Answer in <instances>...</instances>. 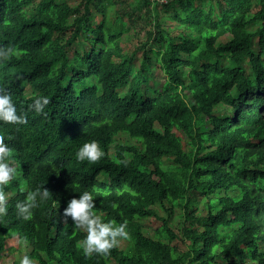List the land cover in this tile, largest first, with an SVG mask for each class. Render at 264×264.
<instances>
[{
    "label": "trees",
    "instance_id": "16d2710c",
    "mask_svg": "<svg viewBox=\"0 0 264 264\" xmlns=\"http://www.w3.org/2000/svg\"><path fill=\"white\" fill-rule=\"evenodd\" d=\"M130 1L0 0V88L27 120L0 121L19 172L0 261L15 236L37 264H264V0ZM150 12L129 47L128 23ZM88 140L98 160L76 158ZM37 188L49 195L18 216ZM84 190L93 214L127 221L106 253L85 254L62 216Z\"/></svg>",
    "mask_w": 264,
    "mask_h": 264
},
{
    "label": "clouds",
    "instance_id": "9594fccd",
    "mask_svg": "<svg viewBox=\"0 0 264 264\" xmlns=\"http://www.w3.org/2000/svg\"><path fill=\"white\" fill-rule=\"evenodd\" d=\"M11 49L8 50V53ZM48 103L45 96H37L33 99L29 108L40 112ZM0 121L12 124L26 123V117L18 114L16 105L13 103L8 90L0 88ZM11 148L0 137V216L7 212V201L4 186L9 184L15 175V168L10 163ZM78 160L95 161L104 155L96 140H88L81 144L76 153ZM47 197L48 190L41 188L29 190L23 200L17 201L15 207L17 215L28 219L32 215L33 207L38 203L37 196ZM93 195L84 190L79 192L78 197L74 196L67 201L66 207L62 210L63 218L71 217L77 228H83L85 235L82 240V248L85 254L95 252H107L115 243L118 236L127 235L125 226L127 221L115 224L112 221H103L100 216L93 214ZM19 264H37L27 253L19 259Z\"/></svg>",
    "mask_w": 264,
    "mask_h": 264
},
{
    "label": "rangeland",
    "instance_id": "374dc122",
    "mask_svg": "<svg viewBox=\"0 0 264 264\" xmlns=\"http://www.w3.org/2000/svg\"><path fill=\"white\" fill-rule=\"evenodd\" d=\"M130 6H133L136 3V0H131ZM157 11L160 14L166 13L165 9L161 5H157ZM170 13V10L168 11ZM171 14V13H170ZM153 13H144L142 15V18H136V20L130 24L128 23L127 27L128 30L124 34V40L126 41L127 45L129 47H135L136 45L140 44L142 41L146 39V33L147 30L150 28V21L152 20ZM159 44L157 42L155 43H148V47H153L154 49L157 48ZM137 66V65H136ZM150 81L149 85L151 87H159L161 83L164 81L165 76L164 73L158 69L157 67L153 68V73L150 74ZM90 83L85 80L83 86H87ZM79 87V86H78ZM13 167L16 169L17 166L13 164ZM15 174L19 175V172L15 170ZM5 195H9L10 191H7L4 189ZM145 224H147L151 229H153L157 225V221L154 219L151 220H145ZM10 251L7 253V256L3 259V261H0V264H12L13 262H16L19 264V259L22 255H24L26 252L29 251L27 249V246L24 245L21 241L15 238V236H10ZM17 249H20L18 251Z\"/></svg>",
    "mask_w": 264,
    "mask_h": 264
}]
</instances>
